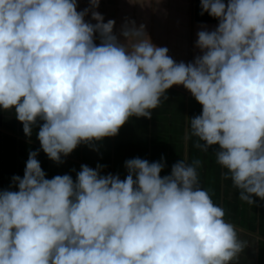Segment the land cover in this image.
Listing matches in <instances>:
<instances>
[{
	"label": "clouds",
	"instance_id": "1",
	"mask_svg": "<svg viewBox=\"0 0 264 264\" xmlns=\"http://www.w3.org/2000/svg\"><path fill=\"white\" fill-rule=\"evenodd\" d=\"M100 2L0 0V109L14 108L29 138L39 127L40 149L59 164L132 117L151 119L183 86L202 106L190 118L194 147L218 146L239 199L264 201V0H200L218 25L201 26L188 63L143 24L126 20L115 34ZM38 153L12 177L18 190H0V264H234L246 247L201 188L198 159L163 177L164 163L138 157L124 179L82 165L73 180L47 179Z\"/></svg>",
	"mask_w": 264,
	"mask_h": 264
},
{
	"label": "crops",
	"instance_id": "2",
	"mask_svg": "<svg viewBox=\"0 0 264 264\" xmlns=\"http://www.w3.org/2000/svg\"><path fill=\"white\" fill-rule=\"evenodd\" d=\"M87 6V0H78V10ZM97 11L105 23L109 19L115 21L113 31L118 36L126 20L135 21L137 26L145 25L151 41L156 46L167 47L176 62H192L200 54L195 43L201 26L213 30L218 25L217 19L207 13L200 14V0H101ZM86 19L90 20V16ZM96 43L99 44L98 39ZM166 96L167 100L152 110L151 119L132 117L117 136L91 146L81 144L70 155L62 156L63 162L59 164L40 149L39 127L33 128L29 138L23 124L16 119L15 109H0V151H5L6 160L10 161L6 168H19L22 178L29 152L39 150L37 159L47 179L68 174L75 180L82 165L95 169L98 164L103 166L101 175L111 173L124 179L125 162L137 157L150 163H164L163 177L171 173L173 164L181 160L188 162L190 156L192 161L201 162L197 169L201 188L225 210V220L236 227L239 239L246 242L234 264H264V201L254 197L256 203L249 205L239 199V190L232 186L231 180L223 178L222 172L226 170L216 163L218 146L210 147L207 152L194 147L196 138L190 137V118L200 115L202 106L191 93L183 86H173Z\"/></svg>",
	"mask_w": 264,
	"mask_h": 264
},
{
	"label": "rangeland",
	"instance_id": "3",
	"mask_svg": "<svg viewBox=\"0 0 264 264\" xmlns=\"http://www.w3.org/2000/svg\"><path fill=\"white\" fill-rule=\"evenodd\" d=\"M3 147V146H2ZM6 152L5 151H0V190H18L14 185L13 183L10 184L12 182V177L13 176H20L19 175V168H15L13 170V168L9 169V168H6V167H9V160H6ZM187 153H189V151H187ZM186 158V157H185ZM187 160L188 163H191L192 162V159L191 157H187ZM18 167V165H17ZM9 179V180H8ZM8 183L10 185H8ZM8 185V186H7Z\"/></svg>",
	"mask_w": 264,
	"mask_h": 264
}]
</instances>
